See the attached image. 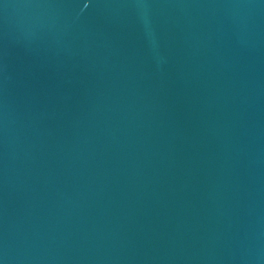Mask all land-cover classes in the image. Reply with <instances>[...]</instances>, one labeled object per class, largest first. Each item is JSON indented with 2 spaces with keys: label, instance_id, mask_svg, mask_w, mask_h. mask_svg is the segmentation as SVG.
Wrapping results in <instances>:
<instances>
[{
  "label": "water",
  "instance_id": "obj_1",
  "mask_svg": "<svg viewBox=\"0 0 264 264\" xmlns=\"http://www.w3.org/2000/svg\"><path fill=\"white\" fill-rule=\"evenodd\" d=\"M0 264H264V0H0Z\"/></svg>",
  "mask_w": 264,
  "mask_h": 264
}]
</instances>
